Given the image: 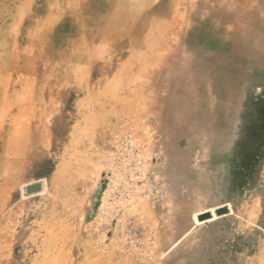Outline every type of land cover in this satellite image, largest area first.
<instances>
[{"label":"rangeland","instance_id":"1","mask_svg":"<svg viewBox=\"0 0 264 264\" xmlns=\"http://www.w3.org/2000/svg\"><path fill=\"white\" fill-rule=\"evenodd\" d=\"M0 264H264V0H0Z\"/></svg>","mask_w":264,"mask_h":264},{"label":"built area","instance_id":"2","mask_svg":"<svg viewBox=\"0 0 264 264\" xmlns=\"http://www.w3.org/2000/svg\"><path fill=\"white\" fill-rule=\"evenodd\" d=\"M111 152L114 169L102 182L101 200L104 199L110 205L115 217L122 218L128 213V206L145 197L143 191L147 190L148 185L160 189L164 182L154 171L158 153L146 151L131 133H125L116 139ZM134 216L143 219V214ZM131 221L132 218L128 220L129 223Z\"/></svg>","mask_w":264,"mask_h":264},{"label":"water","instance_id":"3","mask_svg":"<svg viewBox=\"0 0 264 264\" xmlns=\"http://www.w3.org/2000/svg\"><path fill=\"white\" fill-rule=\"evenodd\" d=\"M40 188H41V185L39 183H35V184H31V185L27 186L26 191H27V193H34V192L39 191ZM225 212H226V208H224V207L218 208L216 211L217 214H221V213H225ZM209 217H210V214L208 212H205V213L200 214L198 216V219L203 220V219H206Z\"/></svg>","mask_w":264,"mask_h":264},{"label":"bare ground","instance_id":"4","mask_svg":"<svg viewBox=\"0 0 264 264\" xmlns=\"http://www.w3.org/2000/svg\"><path fill=\"white\" fill-rule=\"evenodd\" d=\"M198 215V214H197ZM197 215H196V217H197ZM198 218V217H197ZM207 219V218H206ZM213 219V218H212ZM212 219H208V220H212ZM208 220H206V221H208Z\"/></svg>","mask_w":264,"mask_h":264}]
</instances>
